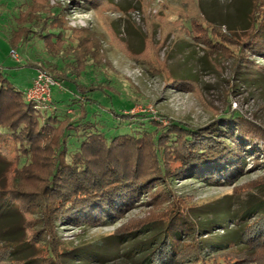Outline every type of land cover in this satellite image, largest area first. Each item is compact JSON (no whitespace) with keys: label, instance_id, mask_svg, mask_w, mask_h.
<instances>
[{"label":"rangeland","instance_id":"1","mask_svg":"<svg viewBox=\"0 0 264 264\" xmlns=\"http://www.w3.org/2000/svg\"><path fill=\"white\" fill-rule=\"evenodd\" d=\"M34 1L37 12L52 16L61 10L65 33L73 40L83 39L88 52L97 46L94 59L99 65L89 64L77 81L85 85L109 81V87L93 92V97L101 102L98 116L108 120L104 129H115L111 126L120 111L130 114L132 119L153 117L159 128L168 125L171 119L205 126L231 113L264 128V57L247 51L252 31L235 34L227 30L229 25H241L249 0ZM29 6L30 0H0V64L4 65L3 71L10 80L25 90L27 101L36 104L39 111L62 104L66 115L74 119L80 111L71 103L82 94L73 91L66 85L67 80L59 79L48 69L49 65L56 64L59 73L70 74L65 68L70 57L62 52L60 42L54 48L61 53L53 56L40 39L24 41L17 47H10L7 40L18 28V21L25 19L22 15L30 12ZM202 9L215 27L206 22ZM35 17L33 21L37 23ZM142 47L140 54L131 50ZM38 70L60 83L47 103L30 100L26 93ZM178 81L183 88L176 86ZM13 105L19 111L16 103ZM64 126L49 128L50 132L44 136L48 143L34 144L31 161L26 163L11 141L0 144V264L15 263L14 259L1 256L5 253L1 248L23 238L32 246L15 254V258L27 259L31 254L46 253L47 245L41 239H52V233L47 230L50 225H44L45 218L37 200L51 169L46 157L48 146ZM155 148L152 136L146 133L120 155L126 154L128 160H134L133 153L142 167L154 170L159 167ZM167 154L166 159L173 161L170 153ZM259 161L264 163V156ZM244 167L246 174L234 185L185 178L172 180L169 186L178 206L189 214H199L197 208L187 210L190 207L214 203L217 212L233 216L236 211L253 207L264 195V165H256V160L249 158ZM168 206L166 200L154 198L150 193L115 222L91 226L68 224L59 219L51 222V227L59 240L68 245L67 264H138L140 253L136 244L144 239L143 235L131 241H111L106 237L155 213H166ZM231 219L228 224L233 227L236 220ZM223 231L222 227L216 230Z\"/></svg>","mask_w":264,"mask_h":264},{"label":"trees","instance_id":"2","mask_svg":"<svg viewBox=\"0 0 264 264\" xmlns=\"http://www.w3.org/2000/svg\"><path fill=\"white\" fill-rule=\"evenodd\" d=\"M30 4V12L22 15L25 19L18 21V28L7 38L9 45L17 47L37 38L56 56L61 51L54 46L60 42L62 52L70 57L65 64L70 74L59 73L56 64L49 65L48 69L59 79L67 80L66 85L73 91L82 94L71 103L78 106L80 114L74 119L69 117L62 104L39 111L36 104L27 101L25 90L10 80L3 71L4 65L0 64V144L11 141L26 163L34 144L48 143L44 136L50 132L49 128L65 124L62 133L48 146L46 157L51 169L37 200L45 218L44 225H50L47 230L52 233V239H41L47 245L46 253L31 254L27 259L15 258V254L32 246L23 238L1 248L5 252L1 256L14 259V264H67L68 245L59 240L51 222L60 219L73 225H105L134 209L151 193L154 198L167 201L166 213H155L106 237L111 241H131L143 235L144 239L136 244L140 253L138 264H264V195L253 207L236 211L233 216L217 212L214 203L190 207L187 210L197 208L199 214H189L178 206L169 186L172 180L185 178L210 184H236L246 174L247 159L264 165L259 161L264 156L263 126L231 113L205 126L171 119L168 125L159 128L153 117L132 119L130 114L120 111L111 126L115 129H104L108 120L98 116L101 102L93 97V92L109 87V81L89 85L77 81L89 64L99 65L94 59L97 46L88 52L83 39L76 41L68 37L61 24V10L49 16L46 12H37L34 0ZM202 12L206 22L215 27L203 9ZM35 16L37 23L33 21ZM227 30L235 34L252 31L247 51L264 57V0H249L241 25H229ZM131 50L140 54L143 47ZM176 86L183 88L179 81ZM146 133H150L156 146L159 167L154 170L142 167L133 153L134 160H128L126 154L120 155ZM167 153L173 161L166 159ZM231 218L236 220L233 227L228 224ZM219 227L223 233L216 232Z\"/></svg>","mask_w":264,"mask_h":264},{"label":"built area","instance_id":"3","mask_svg":"<svg viewBox=\"0 0 264 264\" xmlns=\"http://www.w3.org/2000/svg\"><path fill=\"white\" fill-rule=\"evenodd\" d=\"M15 57L18 58L17 53H15ZM58 88H60L59 82L46 75L45 72L38 70L26 93L30 100L47 103L51 100L52 91Z\"/></svg>","mask_w":264,"mask_h":264}]
</instances>
